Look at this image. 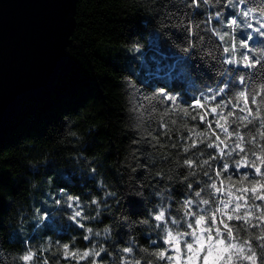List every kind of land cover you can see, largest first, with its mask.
Here are the masks:
<instances>
[{"label":"clouds","instance_id":"clouds-1","mask_svg":"<svg viewBox=\"0 0 264 264\" xmlns=\"http://www.w3.org/2000/svg\"><path fill=\"white\" fill-rule=\"evenodd\" d=\"M133 3L148 17L191 15L190 34L178 46L155 30L202 63L211 79L196 81L186 98L149 89L126 73L123 150L113 161L107 152L88 151L98 126L80 128L63 113L57 147L31 158L30 176L20 178L27 181L26 202L9 201L16 210L7 227L23 247L0 244V258L5 264H206V258L207 264H264V0ZM136 41L130 54L143 48ZM60 149L65 165L57 164ZM57 175L83 191L58 187ZM130 198L142 202L143 214H131Z\"/></svg>","mask_w":264,"mask_h":264},{"label":"trees","instance_id":"trees-1","mask_svg":"<svg viewBox=\"0 0 264 264\" xmlns=\"http://www.w3.org/2000/svg\"><path fill=\"white\" fill-rule=\"evenodd\" d=\"M227 14L234 13L227 10ZM145 15L146 10L135 5L133 0H77L75 28L65 48V62L53 86L39 99L24 101L0 132V244L5 249L19 251L23 247L22 238L9 233L7 227V220L16 210L9 201L26 202L27 181L20 178L30 176L26 165L31 158L46 148L57 147L54 140L62 130L60 118L63 113L78 121L80 128L98 126L99 131L89 137L88 151L90 154L107 152L106 160L113 161L123 150L124 139L119 135V125L124 115L121 81L126 73L149 89L159 86L178 91L186 98L196 81L205 77L211 79L202 63L182 56L165 37L171 34L177 46L183 42L190 34L191 15L183 20L171 11L157 17ZM194 15L199 20L203 13L196 10ZM143 21H147L148 26ZM182 24L187 30L181 27ZM135 37L143 42V48L133 55L130 52L141 43L134 42ZM197 102L192 101L193 104ZM64 151L60 149L56 154L58 165L66 164L60 158ZM109 174L115 178L111 169ZM47 175L51 178V169ZM56 184L68 187L71 192L83 191L78 182L72 186L59 175ZM176 191L182 195L178 189ZM128 205L132 215L143 214L141 201L130 198ZM108 219L105 216L104 222ZM47 231L51 229L45 234ZM117 236L120 237L119 232ZM61 239H68L66 232ZM141 240L145 241V238L142 236ZM79 243L84 246L82 239ZM0 264H5L3 258H0Z\"/></svg>","mask_w":264,"mask_h":264},{"label":"water","instance_id":"water-1","mask_svg":"<svg viewBox=\"0 0 264 264\" xmlns=\"http://www.w3.org/2000/svg\"><path fill=\"white\" fill-rule=\"evenodd\" d=\"M77 0H0V132L42 97L65 62Z\"/></svg>","mask_w":264,"mask_h":264},{"label":"snow or ice","instance_id":"snow-or-ice-1","mask_svg":"<svg viewBox=\"0 0 264 264\" xmlns=\"http://www.w3.org/2000/svg\"><path fill=\"white\" fill-rule=\"evenodd\" d=\"M197 103H199V102H197ZM206 264H207V258H206Z\"/></svg>","mask_w":264,"mask_h":264}]
</instances>
